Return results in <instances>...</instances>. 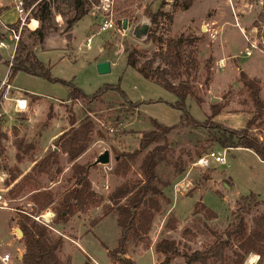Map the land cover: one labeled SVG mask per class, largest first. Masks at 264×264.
<instances>
[{
	"label": "rangeland",
	"instance_id": "1",
	"mask_svg": "<svg viewBox=\"0 0 264 264\" xmlns=\"http://www.w3.org/2000/svg\"><path fill=\"white\" fill-rule=\"evenodd\" d=\"M0 1L6 5L0 12V33L2 34L0 40L6 44V46L0 45L1 81L7 79L8 76L9 66L6 60H10L11 55L18 50V47L16 48L17 42L12 40L4 25L16 21L18 14L14 5L11 4V0ZM93 1L95 4L101 3L100 0ZM173 1L114 0V18L118 22L120 18H127L128 25H131V27L126 28L124 34L117 30L97 32L100 14L90 3L89 12L73 25L72 35L70 39L67 38L69 40L68 45L65 42L55 44L53 35L66 38L62 32L66 15L58 13V7H53L57 30L49 35L43 44L39 42L36 34L29 28V26L37 25L31 21L32 16L30 14L34 3L25 7L27 13L25 21L29 24H19L17 21L13 23L14 26L18 27V33L21 34L20 40L28 48H40L37 54L42 61L50 66V72L53 76L72 80L86 93H92L106 83L118 84L127 98L136 105H129L124 102V98L117 91L111 89L106 90L96 100L80 97L74 100L67 99L69 87L62 82L51 81L25 71H17L10 80L12 88L9 89L24 94L27 97L28 105L25 110H16L14 106L8 107L6 105L8 101L3 98L2 94L5 87L1 86L0 132L3 133L4 137L0 139L2 146L0 152V254L6 251L11 254L9 264H22L17 255L23 252V242L20 239V234L16 232L18 226L16 216L20 209L36 213V205L30 199L31 193L37 188L52 190L53 201L38 213L39 215L48 212L47 215L40 218L52 224L55 214L54 208L58 199L63 191L73 184L70 164L66 160V155L61 152L59 153L60 166L62 167L60 173H36L34 174L35 178L25 183L20 190H18V184L12 190L9 188L14 181H19L21 174L13 181L10 180V176L15 172L21 171L23 174L29 171L35 160L40 159L51 147L54 148L56 136L70 125L68 121L70 112L76 115V123L87 116L95 122L92 139L87 149L79 156L78 161L89 163L92 188L104 198L99 205H91L86 211L71 215L66 222L54 224L53 231L55 234L65 233L69 238L82 237L80 242L84 246L83 251L77 247L72 239H70L71 241L68 240L74 246L70 250L71 264H83L84 262L97 264L94 258L100 264H105L108 257L112 264H118L110 258L105 250V247L113 248L117 244L120 227L116 221V211L112 210L103 214L102 203L109 201L108 194L114 186L126 177L135 178L139 176V163L144 153L153 144L137 154L130 171L125 176L117 175L112 171L117 159L116 152L131 151L136 148L141 130L152 127L151 122L155 118L168 125L176 123V126L168 133L169 148L165 151L156 168L160 179L159 184H164L165 196L160 197L161 209L154 215L152 228L156 226L157 222H162L163 226L167 218L175 214L176 219H178L177 228L166 233L167 227L161 226L159 236L164 235L180 240L178 246L181 251L203 248L214 239L211 229L222 232L234 218L237 200L242 195L253 192L259 197L257 191L262 190L261 192H264V162L258 160V156L253 150L245 147H224L210 138L206 127L194 125L189 121L179 123L182 112L171 104L176 98L175 94L157 82L141 76L142 74L126 61L127 53L124 50L126 43H132L142 51L143 55L139 57L138 64L144 61L146 57L151 56L153 51L157 49L158 42L156 40L147 38L140 40L131 33L132 26L139 19H149L145 12L146 6L148 5L153 11L161 7L163 11L169 12L172 9ZM165 3H170V5ZM263 5L255 1L252 9L250 8L251 15L256 14L260 10L259 8L263 9ZM212 8L216 10L218 16L233 21L230 6L224 0H199L191 10L178 12L176 25L182 23V19L185 22L188 16H193L195 21L202 16H210ZM58 14L60 16L56 20ZM69 14L71 13L67 15ZM157 21L158 23H151L150 26L155 31V35L166 39L181 33H172L171 30H168V22L164 17L158 16ZM251 23L247 27L248 30L252 26ZM253 23L260 26L258 28L262 27V30L253 31L247 35L258 41L261 34L264 35V18L260 15ZM183 33L199 36L191 29H187ZM200 34L201 39L199 41L206 40L209 45L201 43V48L199 41L196 40L198 68L196 73L190 76L191 83L195 86V94L200 101L192 95L187 96V109L194 118L202 121L211 115L210 104L218 102L221 110L212 117L214 121L228 127L239 128L244 126L247 118L251 116L254 110V105L239 79V70L242 68H239L238 64L242 65L248 60L255 63L258 70L253 69L250 73L253 75L252 77L262 81L260 94L264 101V52L259 49H252V54L245 55L249 42L236 26L229 23L226 25L223 35H217L212 41V37L205 36L203 31ZM88 35H90V45L86 46L85 40ZM220 40L222 43L219 42ZM259 46L264 49V43H259ZM211 51L217 56L233 54L236 58L224 60V68H221L217 65L215 57L210 53ZM208 58L211 59L210 86L204 82L207 74L205 62ZM101 60L109 61V71L99 72L97 70L96 63ZM8 93V95L11 94V97L15 95V92ZM211 95L217 97L213 102L210 100ZM136 106H139V111L136 110ZM88 108L91 110L87 113ZM134 116H137L138 121L125 125L127 121L125 119L134 118ZM109 127H112L113 130L108 129ZM96 131L100 132L101 135ZM251 132L258 135L264 143V122L262 125L254 126ZM105 149L109 151V162L94 163L97 156ZM211 149L225 150L224 164L210 158L208 166H192V162L199 155ZM180 164L184 166L182 171L179 170ZM263 197L260 199L264 200ZM196 201L206 204L217 213V216L207 218L203 211L193 212ZM170 204H172L174 214L169 211ZM263 211L264 203L253 207L245 215L247 224L250 225L252 217ZM99 219L101 220L98 222ZM186 226L190 227L195 234L194 238L190 240L180 237L181 230ZM127 245L128 249L135 251L136 245L133 242L130 241ZM68 248L71 247L66 246L65 250L61 249L59 251L60 256L66 257L65 253ZM226 253L230 256L231 248H228ZM252 254L255 253H250L245 259L249 264ZM255 256L257 258V254ZM134 258L136 264H160V260L154 258L149 249L135 253ZM171 264H185V261L181 255H176ZM192 264L199 263L194 262ZM207 264L215 263L210 260ZM253 264L257 263L254 262Z\"/></svg>",
	"mask_w": 264,
	"mask_h": 264
},
{
	"label": "trees",
	"instance_id": "2",
	"mask_svg": "<svg viewBox=\"0 0 264 264\" xmlns=\"http://www.w3.org/2000/svg\"><path fill=\"white\" fill-rule=\"evenodd\" d=\"M24 7L34 3L31 8V16L38 19V25L32 30L38 37L40 43H44L45 38L57 30L54 20L53 7L66 14L65 26L62 32L65 37L70 39L73 25L83 17L89 10L90 0H23ZM193 0H174L173 9L177 7L187 8ZM56 4V5H54ZM162 5V4H161ZM160 5V6H161ZM65 8V10H64ZM57 9V8H56ZM1 10V8H0ZM145 12L149 16L151 23H158V16L167 20V29L170 30L172 22V12L163 11L161 7L155 11L146 6ZM68 13H71L67 15ZM262 18L264 17L261 13ZM127 19V18H126ZM10 26H14L12 23ZM23 29V28H22ZM21 29V30H22ZM22 32V31H21ZM2 34L0 33V38ZM17 40L16 50L12 56V62L6 60L9 66L7 80L17 71H25L29 74L44 77L51 81H60L69 87L67 99H87L96 100L103 95L106 90L117 91L124 102L129 105L133 103L118 84L106 83L99 86L92 93H86L83 89L72 82L55 77L50 72V66L42 61L32 49L25 43ZM156 40L157 49L151 56L146 57L144 61L138 64V59L142 56L140 51L132 43H126V61L129 65L135 67L147 79H150L162 85L175 94V100L171 104L181 110L180 122L189 121L194 125L206 127L209 136L213 141H217L224 147H245L252 149L261 159L264 160V143L258 135L251 132L254 126L262 125L264 122V101L261 98V86L258 78L250 77L240 69L239 79L247 90L254 110L251 116L247 118L245 125L239 128L228 127L212 119L219 113L221 106L218 102L210 104L211 115L205 120L194 118L187 109L186 97L189 95L199 98L195 94V86L191 83L190 76L196 73L198 68V46L195 43L198 36L181 32L177 36H171L163 39L155 35V31L150 28L146 37ZM211 59L205 62L206 76L205 83L211 79ZM1 95V93H0ZM91 109H87L90 111ZM69 127L60 132L55 138V150L51 147L40 159L35 160L30 170L21 174V171L12 173L10 180H15L20 174L19 181H14L9 190L14 189L18 184V190L25 183L33 180L34 174L51 172L60 173L59 153H65L68 162H71L73 184L61 194L54 208L53 223L49 224L43 220L36 219L40 211L48 207L53 201V192L49 188H37L31 195V201L36 205V213L27 212L20 209L16 216V222L22 230L20 239L23 242V252L20 261L22 264H71L70 256L61 257L59 251L64 244L62 234H55L52 227L58 222H66L69 217L77 212L86 211L91 205H99L103 201V196L92 188L89 177V163H81L76 158L83 153L91 139L95 129V122L89 116L76 123L77 118L73 112L68 117ZM152 127L141 130L138 138V146L131 151H117V159L112 171L120 176H125L132 166L137 154L153 144L144 153L140 163V173L138 177H126L122 182L114 186L108 194V202L102 203L103 214L112 210L116 211V221L120 227V233L117 238V244L113 248H107V254L118 264H136L127 253L128 242L135 245L141 243L146 248L149 246L148 232L156 212L161 209L160 197H164L163 186L159 184L157 174V165L163 158L165 151L169 148L168 133L175 126L174 124H164L156 119L152 120ZM99 135L100 132L96 131ZM4 137L0 132V139ZM2 146L0 142V152ZM53 169V171H52ZM179 170H184L180 164ZM20 184H19V183ZM264 200L260 199L255 193L250 192L242 195L237 200V207L234 211V218L225 226L222 232L211 229L214 239L207 243L203 248L181 251L178 243L172 237H161L154 244V250L162 253L163 257L160 264H171L176 255L184 258L185 264L198 262L207 264L210 260L215 264H246L245 259L250 253L257 254L255 263H264V211L252 217L250 225L247 224L245 215L251 209ZM203 211L207 218L217 216V213L201 201H196L193 212ZM176 217L170 215L164 226L173 229L176 227ZM181 238H194V231L190 227H183L180 234ZM231 248V255H227L226 250ZM83 264H87L84 262ZM247 264H249L247 262Z\"/></svg>",
	"mask_w": 264,
	"mask_h": 264
},
{
	"label": "crops",
	"instance_id": "3",
	"mask_svg": "<svg viewBox=\"0 0 264 264\" xmlns=\"http://www.w3.org/2000/svg\"><path fill=\"white\" fill-rule=\"evenodd\" d=\"M155 1V0H153ZM199 1V0H193L192 3L189 5V7L187 8H181V7H177L175 9H172L169 10V12H172V15H173V18H172V22L170 24V30L172 33H177V32H185V30H194V33L197 34V35H201L200 33H204V35L206 36H211V41L213 39H215L217 37V35H223V33L225 32L226 30V25L229 23L231 24L232 26H236L240 31L241 33H245L246 35L247 34H250L252 33L253 31L255 32L256 30H262V27L261 28H258L260 26H256V24L253 23L254 20H256L258 17H260L261 13H263L264 15V5L262 6L263 9L259 8L260 10L256 13V14H252L251 15V9H252V6H253V3L256 1L260 4H264V0H224L225 2H227V4L230 6V9H231V14H232V17H233V21L231 20H228V19H223L222 17L218 16V14L216 13V10L214 8L211 9V13H210V16H202V18L198 19L195 21V19L193 18V16H188L187 19L185 20V22H183V19H182V23H180L179 25H176V20H177V14L179 11H189L191 10L194 5L196 4V2ZM11 4H13V0H11ZM153 4V3H152ZM166 5H170V3H165ZM6 5L5 4H2V2L0 1V8L1 10L5 7ZM251 8V9H250ZM0 10V12H1ZM58 13L60 14H63L62 12H60L59 10H57ZM89 12V10H88ZM87 12V13H88ZM208 14V13H207ZM63 15H66V14H63ZM209 15V14H208ZM34 18V17H32ZM264 18V17H263ZM36 19V18H34ZM17 21V20H16ZM14 21V22H16ZM14 22H11V23H8L6 25H11L12 23ZM250 22H252V26L250 27V29L248 30L247 27H249V24ZM29 24V23H28ZM37 25H32V26H29L30 30H34V28L36 27ZM200 31V33H199ZM72 33V31H71ZM213 35V36H212ZM244 35V34H243ZM198 36V41L201 39L200 37ZM248 36V35H247ZM245 37V36H244ZM250 38V37H249ZM246 39V38H245ZM252 39V38H250ZM205 40V39H204ZM247 40V39H246ZM254 40V39H252ZM220 43H222V40L219 41ZM200 43V47L202 48V44H206L207 46L209 45V43L205 40V41H199ZM38 49L40 48H37L35 47L34 49H32V51L36 54L37 57L38 54H37V51ZM42 49V48H41ZM100 49V47H99ZM214 57H215V61H218V59L220 58H223V61L226 59H231V58H236L233 54H228V55H220V56H217L213 53V51L210 52ZM231 56V57H229ZM224 61V62H225ZM232 63H235L234 61H231ZM238 63V62H237ZM229 64L231 65L230 61H229ZM234 65V64H233ZM236 67V66H235ZM238 67L242 68L248 76L252 77L253 75H251L250 71L253 70V69H257V66L255 65L254 62L252 61H245L242 65L238 64ZM224 68V67H223ZM142 76V75H141ZM258 76V75H257ZM145 78V77H144ZM260 81V80H259ZM209 83H211V79L209 81ZM208 83V84H209ZM262 81H260V86H262ZM12 85V84H11ZM210 86V84H209ZM12 88V87H11ZM10 90V89H9ZM8 92H12L14 93L15 95L12 96V97H18V96H21V97H26L24 96V94H22L21 92H18V91H13V90H10ZM262 90V89H261ZM9 94V93H8ZM11 97V94L9 95ZM27 99V97H26ZM6 100V99H5ZM8 101V102H6ZM5 102L7 103L6 105H8V107H13V104H14V100L10 99V100H6ZM13 101V102H11ZM132 101V100H131ZM28 102V101H27ZM33 104V103H32ZM34 105V104H33ZM136 110L139 111V106H136ZM136 113V112H135ZM138 113V112H137ZM136 115V114H135ZM156 119V118H155ZM127 120L125 122V125L127 124H132V123H135L136 121H138L137 119V116H134L129 118V119H125ZM157 120V119H156ZM165 124V123H164ZM151 127V126H150ZM62 132V131H61ZM237 147H241V146H237ZM250 149V148H249ZM252 150V149H251ZM64 155H66L65 153H62ZM257 155V154H256ZM80 156V155H79ZM79 156L76 158V160H79ZM258 156V155H257ZM67 160V159H66ZM258 160H261L262 162H264L263 159H261L259 156H258ZM70 165H71V162H68ZM22 174V173H21ZM89 177L91 178V176L89 175ZM92 180V179H91ZM262 190H258L257 191V194L259 195V198L260 197H263L264 196V192H261ZM264 198V197H263ZM169 211H172L173 212V208H172V204H170V209ZM168 211V212H169ZM174 214V212H173ZM175 215V214H174ZM176 217V215H175ZM177 218V217H176ZM154 219V218H153ZM101 219L98 220V222L100 221ZM177 220V223H178V219ZM159 221V220H158ZM163 221V219H162ZM97 222V224H98ZM153 222V220H152ZM162 226V222L156 224V226H154V228H152V223H151V227H150V230L148 232V236H149V246L144 248L141 243H138L136 244L135 246V251L131 250V249H128L127 247V253L126 255L129 256L134 262H135V258H134V254L135 253H139L141 251H144L145 249H149L152 251V254L154 256V258H158L159 260L162 259L163 255L162 253L160 252H156L154 250V244L155 242L160 239L161 237H166V236H159L160 234V228ZM164 226V225H163ZM162 226V227H163ZM177 226L173 229H169V228H166V233L170 232L171 230H174L176 229ZM151 233V235H150ZM63 237H64V244H63V247L62 249L65 250L66 246H69L71 248H68V251L65 253V256H70V250H72V248H74V246L72 244H70V239H72V241L75 242V244H77V247H80L81 248V251H83V245L81 244L80 241H82V237L80 238H69V236H67V234L63 233L62 234ZM159 236V237H158ZM181 237V236H180ZM151 238V240H150ZM173 238V237H172ZM70 240V241H68ZM74 244V243H73ZM73 246V247H72ZM128 246V245H127ZM140 246V249H138V247ZM83 248V249H82ZM105 250L107 251V248L105 247ZM7 252V251H6ZM86 252V250H85ZM4 253V252H3ZM20 254V253H19ZM19 254L18 255V259H19ZM61 257L64 258V256L62 255ZM20 260V259H19ZM95 262L97 264H100L95 258H94ZM1 263V262H0ZM136 263V262H135ZM2 264V263H1ZM105 264H112V262L109 260V257H108V260L106 261ZM158 264V263H157Z\"/></svg>",
	"mask_w": 264,
	"mask_h": 264
},
{
	"label": "built area",
	"instance_id": "4",
	"mask_svg": "<svg viewBox=\"0 0 264 264\" xmlns=\"http://www.w3.org/2000/svg\"><path fill=\"white\" fill-rule=\"evenodd\" d=\"M113 1L114 0H100L101 3L95 4V2L93 0H90V3H92L93 7H95L96 10L98 11V13L100 14V17H98V22H97V24H98L97 32L105 31V30H117L120 33L124 34L126 28L131 27V25L130 26L128 25L127 19L120 18L119 19L120 21L118 22V20H116L114 18ZM13 4H14V8L18 14L17 22L19 24L20 23L21 24H28L29 22L25 21V17L27 15V13H26V9L24 7V1L23 0H13ZM59 16H60L59 14L56 15V20H58ZM124 19L126 20V27H123V25H122ZM31 21H34L35 24L38 25V22H39L38 19L32 18ZM4 27L10 33L12 40L17 42V40L19 39V36H20V34L17 31L18 27L10 26V25H4ZM22 27H21V29H22ZM255 32H257V30ZM92 34H90V35H92ZM243 34H244L245 38L247 39V41L249 42L248 46L246 47L245 55L252 54V49H259L260 51L264 52V49L259 46V43H262V44L264 43V35L263 34H261V36L258 40L259 42L256 40L250 39L245 33H243ZM90 35H88L86 40H85L86 46L90 45ZM0 45L6 46V44L4 43L3 40H0ZM12 56H13V54L11 55V59L9 60V65L12 62ZM224 64L225 63L223 61V58L218 59L217 65L219 67L223 68ZM1 86L5 87V90L3 91V93H2V91L0 92L3 94L4 99L14 100L13 106L16 110H25L26 109V107L28 105L26 97H10L8 95V90H9V88L12 87V85L6 78L2 79L0 81V89L2 88ZM108 129L113 130L112 127H109ZM224 151H225L224 149L222 151L219 149H217V150L211 149L208 152L199 155L192 162V166L193 165L208 166L209 162H210V158H213L216 162H218L220 164H224L225 163V154H224L225 152ZM52 214H54V213H52ZM34 217L36 219L43 220L40 218V217H43V214L34 215ZM44 222H46V221H44ZM46 223H48V222H46ZM52 229H53V227H52ZM10 259H11V254L9 252H4V253L0 254V262L2 264H9Z\"/></svg>",
	"mask_w": 264,
	"mask_h": 264
},
{
	"label": "water",
	"instance_id": "5",
	"mask_svg": "<svg viewBox=\"0 0 264 264\" xmlns=\"http://www.w3.org/2000/svg\"><path fill=\"white\" fill-rule=\"evenodd\" d=\"M123 27H126V20H123ZM150 26H151V22L148 18H141L139 19L133 26L131 29V33L132 35L137 38V39H145L150 31ZM53 34V32L51 33ZM50 34V35H51ZM49 36V35H48ZM48 36L45 38V41H47ZM55 38V44H60L61 42H65L66 45L69 44V40L67 38H62L58 35H53ZM96 68L99 72H107L110 70V63L108 60H101L98 61L96 63ZM215 99H217V97L211 95L210 100L211 102H213ZM54 149L57 150L58 148L56 146H54ZM110 157H109V151L107 149H105L103 152H101L97 158L95 159L94 163H98V162H102V163H107L109 162ZM16 232L20 234V236H22V230L19 226L16 227ZM21 258V254H19V259Z\"/></svg>",
	"mask_w": 264,
	"mask_h": 264
},
{
	"label": "bare ground",
	"instance_id": "6",
	"mask_svg": "<svg viewBox=\"0 0 264 264\" xmlns=\"http://www.w3.org/2000/svg\"><path fill=\"white\" fill-rule=\"evenodd\" d=\"M47 214H48V212L45 213V214H43V215L45 216V215H47ZM255 259H256V256H255V255H251V256H250V259H249L250 264H253V263L255 262Z\"/></svg>",
	"mask_w": 264,
	"mask_h": 264
},
{
	"label": "clouds",
	"instance_id": "7",
	"mask_svg": "<svg viewBox=\"0 0 264 264\" xmlns=\"http://www.w3.org/2000/svg\"><path fill=\"white\" fill-rule=\"evenodd\" d=\"M252 255H255V254H252ZM246 264H247V262H246Z\"/></svg>",
	"mask_w": 264,
	"mask_h": 264
}]
</instances>
